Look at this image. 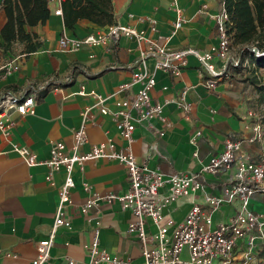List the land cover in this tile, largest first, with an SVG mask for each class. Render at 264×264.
I'll return each instance as SVG.
<instances>
[{
  "label": "crops",
  "instance_id": "1",
  "mask_svg": "<svg viewBox=\"0 0 264 264\" xmlns=\"http://www.w3.org/2000/svg\"><path fill=\"white\" fill-rule=\"evenodd\" d=\"M223 1L112 0L116 24L144 31L147 41L159 40V47L171 53L208 51L216 43L214 17L222 9ZM3 2L0 0V44H4L1 32L6 23ZM61 2L57 0L50 5L52 14L46 24L31 30L42 41L37 52L28 55L25 46L18 43L8 51L0 47V100L6 96L17 101L27 96L35 99L34 115H14L9 138L0 131V264H32L37 256V244L52 229L59 204L57 187L63 184L66 172L55 174V185H51L46 179L49 168L45 163L51 157L52 143L63 142L68 149L72 147L73 132L83 125L84 111L96 103L92 96L79 94L82 87L87 93L114 96L107 102V107L114 110L116 102L129 94L121 92L120 86L131 81L141 53H147V68L156 73L152 97L155 102L165 104V116L170 124L166 127L157 121L155 129L138 128L131 151L139 162L147 161L166 175L200 171L212 156L223 151L228 136L245 131L244 118L259 103V95L241 77L222 80L215 89H207L208 75L193 55L187 56L186 65L181 59L172 61L180 70L178 76L170 71H155V46L148 42L139 44L134 39L122 38L109 46L64 51L59 44L62 34L83 37L102 27L81 20L73 30L66 28L63 16L54 13L61 8ZM153 19L156 32L149 22ZM180 19L184 26L175 29ZM9 66L19 69L7 75L4 68ZM185 90H188L187 100L194 107L188 120L175 102ZM199 132L201 136L197 137ZM86 134L88 142L80 149L83 154L90 152L93 145L110 139L118 150L126 146L112 115L90 112ZM13 143L30 148L43 164L28 167ZM263 145L246 143L245 149L259 161ZM227 176L221 180L225 181ZM215 180L208 176L207 182L211 185ZM74 181L71 205L67 209L72 228L59 230L51 250L54 263L69 264L68 258L80 264L88 262L85 246L98 231L101 246L110 255L142 264V247L128 232L134 220L129 212L123 211L118 203L104 201L89 215L80 211L96 194L124 193L129 189L125 165L110 159L90 160L83 169H76ZM209 192L207 188L204 194L177 200L164 208V216L183 221L192 203L203 204L204 195ZM233 212L232 207H225L215 219L225 220ZM149 222L153 230V223Z\"/></svg>",
  "mask_w": 264,
  "mask_h": 264
},
{
  "label": "built area",
  "instance_id": "2",
  "mask_svg": "<svg viewBox=\"0 0 264 264\" xmlns=\"http://www.w3.org/2000/svg\"><path fill=\"white\" fill-rule=\"evenodd\" d=\"M56 1L51 0V4ZM54 13L62 16V8L56 9ZM214 20L216 43L203 53L197 50L166 52L159 47V40L147 41L144 31L119 24L101 28L83 37H71L64 33L59 44L64 51H76L85 46H109L122 38L134 39L139 44L148 42L155 46V71H170L175 76L180 75V70L173 66L172 61L181 59L183 65H186L187 56L193 55L208 75L205 87L211 90L222 81L225 65L234 55L228 33L229 16L224 5ZM149 22L156 32V21L153 19ZM183 26L184 21L180 19L175 29ZM147 57L146 52L141 53L131 81L120 86L121 92L127 91L129 94L116 102L114 110L107 107L108 100L114 96H102L95 91L87 93L82 87L79 94L92 96L96 103L84 111L83 125L74 130L70 149L63 142L51 145V157L45 163L49 168L46 179L55 185V174L62 170L66 172V177L63 184L57 187L59 204L54 224L48 236L37 244V256L32 264H55L51 250L58 232L61 228H72L67 209L71 205V192L75 188L74 172L77 168L83 169L86 162L94 159L123 163L128 170L129 189L124 193L112 192L104 196L96 194L80 211L89 215L99 202L104 201L118 203L123 211L129 212L134 220L130 222L128 232L142 247V264H264V151L260 160L255 161L245 149L246 143L264 144V125L257 113L250 111L244 118L247 122L245 131L228 136L223 151L212 156L198 172L166 175L159 167H152L147 161L139 162L131 151L137 129H155L154 122L157 121L166 127L170 124L165 116V104L155 102L152 97L156 73L148 70ZM18 69V66L5 67L4 73L9 75ZM187 93L188 90H185L175 102L188 120L194 107L187 100ZM92 111L112 115L119 135L126 143L124 148L118 150L114 140L110 139L93 145L86 154L81 153V147L88 142L86 127ZM16 114L34 115L35 99L27 96L17 101L6 96L0 100V131L7 138L12 135ZM200 136L201 133H197V137ZM13 148L28 167L43 164L27 146L13 143ZM225 175H228L225 181L221 180ZM208 176L216 179L211 185L207 182ZM207 188L210 192L204 195V203L193 202L183 221L177 222L164 216V208L181 198L204 194ZM225 207H232L233 214L225 220L216 221L215 215ZM149 221L153 223V230ZM97 225L100 226V223ZM93 234L91 243L85 246L89 260L83 264H135L131 260L110 255L101 246L99 232ZM67 260L69 264H80L71 258Z\"/></svg>",
  "mask_w": 264,
  "mask_h": 264
},
{
  "label": "trees",
  "instance_id": "3",
  "mask_svg": "<svg viewBox=\"0 0 264 264\" xmlns=\"http://www.w3.org/2000/svg\"><path fill=\"white\" fill-rule=\"evenodd\" d=\"M50 5L51 0H4L6 23L1 32L4 44L0 47L8 51L18 43L25 46L28 55L37 52L42 41L31 30L47 23L52 14ZM223 5L229 16L228 33L234 55L225 65L222 80L241 77L242 82L253 87L262 104L264 0H224ZM61 8L64 25L70 30L81 20L102 28L116 24L112 0H62Z\"/></svg>",
  "mask_w": 264,
  "mask_h": 264
},
{
  "label": "rangeland",
  "instance_id": "4",
  "mask_svg": "<svg viewBox=\"0 0 264 264\" xmlns=\"http://www.w3.org/2000/svg\"><path fill=\"white\" fill-rule=\"evenodd\" d=\"M234 54V53H233ZM259 101V100H258ZM253 111H255L264 125V103L260 104V102L253 108ZM258 208V207H256Z\"/></svg>",
  "mask_w": 264,
  "mask_h": 264
},
{
  "label": "water",
  "instance_id": "5",
  "mask_svg": "<svg viewBox=\"0 0 264 264\" xmlns=\"http://www.w3.org/2000/svg\"><path fill=\"white\" fill-rule=\"evenodd\" d=\"M257 52V51H256Z\"/></svg>",
  "mask_w": 264,
  "mask_h": 264
}]
</instances>
